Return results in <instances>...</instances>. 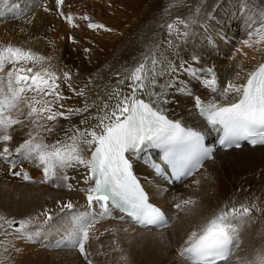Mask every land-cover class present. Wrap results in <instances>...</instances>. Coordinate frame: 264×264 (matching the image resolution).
<instances>
[{"label": "snow or ice", "instance_id": "6c2138e0", "mask_svg": "<svg viewBox=\"0 0 264 264\" xmlns=\"http://www.w3.org/2000/svg\"><path fill=\"white\" fill-rule=\"evenodd\" d=\"M7 3L8 0H0V7ZM176 3L183 4L184 0H176ZM64 4L65 0H55L58 15L70 26L78 27L73 14L66 15L61 10ZM43 9L52 11L47 4ZM80 19L88 22L89 29L112 31L102 23L93 22L86 13ZM190 22V17L177 15L164 26L170 37L181 36L187 35ZM245 32L246 38L239 42L242 47L235 51L244 56L247 53L243 52V47L264 51V10H253L247 16ZM166 43L169 48L174 47L172 39ZM51 61V56L22 45L0 44V161L9 165L11 175L25 181H32V177L24 168V162L33 163L42 171L40 183H51L68 191L76 188L71 182L76 177L70 176L68 170H83L77 184L85 185L79 190L85 193L86 208L73 217L57 246L66 241L86 264H94L86 245L94 238L91 234L101 220L127 221L145 229L170 225L171 218L161 206L152 202L136 174L135 159L151 149H160L161 162L151 160V169L161 175L163 164L171 168L172 180L182 182L193 177L205 161L213 158L214 148L205 145L201 131L185 126L180 120L169 119L165 109L160 107L168 102L165 90L179 78L173 74L183 72L213 93L206 100L194 92L187 94L192 96L195 108L206 124L218 133L217 142L221 147L239 148L241 141L253 146L264 145V62L247 73L244 83L236 82L241 79V72L237 71L235 77L221 88L214 65L197 66L200 61L197 55L176 65L167 59L159 42H150L138 62L125 68L123 74L115 73L116 86L106 100L101 101L96 95V99L89 102L86 89L93 83L92 78L77 89L71 82V71H57ZM166 74L171 79L160 86L159 79ZM63 85L73 96L83 98L81 106L68 107L63 103L72 98L65 95ZM158 87L160 91H156ZM177 91L186 89L182 86ZM229 97L232 101L224 102ZM97 101H101L102 106ZM93 108L97 111L93 112ZM73 116L82 117L79 125L70 124L63 129L62 136L50 144L45 141L46 135L56 131L59 119L70 121ZM14 126L27 128V131L22 142L10 147ZM192 184L199 185L200 180L193 179ZM172 202V207L180 211L190 210L197 203L191 196L180 199L175 195ZM62 207L71 209L73 204L68 201ZM253 210L261 211L255 201L238 205L234 200L226 201L192 227L178 250L179 255L186 264H228L233 248L239 246L242 226L248 222ZM38 215L45 217V221L52 218L47 208ZM36 220V217L16 220L0 215V229L3 230L0 235L6 238L0 240V264H6L10 259L5 254L8 250L3 247L5 243L12 246L15 239L31 238L33 233L29 226ZM105 231L115 233L117 230ZM8 236L12 239L8 240ZM113 243L115 250L122 252L115 239ZM121 260L126 262L127 257L122 255ZM246 264H264V253H258Z\"/></svg>", "mask_w": 264, "mask_h": 264}, {"label": "bare ground", "instance_id": "6f19581e", "mask_svg": "<svg viewBox=\"0 0 264 264\" xmlns=\"http://www.w3.org/2000/svg\"><path fill=\"white\" fill-rule=\"evenodd\" d=\"M14 1L8 0L7 5L0 7V44L22 45L44 56H51V62L57 71H71V82L77 89L84 87L88 84V79L92 78L93 83L86 89L89 102L96 99V95L101 97V101L106 100L116 86L118 78L115 73L123 74L125 68L138 62L150 42H159L167 59L176 65L188 61L192 55L200 57L197 66L214 65L221 88L235 77L237 71L241 72V79L236 82L243 83L247 73L264 61V51H257L255 47H243L247 56L235 51L242 47L239 42L246 38L247 16L253 10H264L263 0H203L198 11L195 9L189 15L179 12L182 18L190 17L191 22L187 27V35L172 37L169 36L167 28L159 29V24L153 23V20L158 19L159 8L164 6L166 0H143L142 3L139 0H65L61 10L66 15L72 13L78 27L70 26L58 15L55 0ZM168 2L173 7L182 5L177 4L176 0ZM44 4L52 11L45 12ZM85 13L93 22L102 23L112 31L89 29L88 22L80 19ZM165 13L161 12L159 15L163 17ZM136 19H139L138 23L140 19L144 22L139 31L134 26ZM123 22L129 23L130 27L122 26ZM149 24L151 34L145 40H138L136 34ZM169 39L173 40L172 48L166 43ZM92 42L93 45L89 46ZM86 48L90 51L85 52ZM80 53L83 56L88 55L87 62L80 59ZM173 75L179 78L171 88L165 90L168 102L160 107L165 109L170 118L204 132L208 144H214V130L199 115L194 100H190L192 96L187 94L194 92L192 87L198 82L183 72ZM170 79V75H164L159 79V85H165ZM182 86L186 91H177ZM62 87L66 96H72L71 99L63 101L66 106L82 105L83 98L73 96L66 85ZM156 91H160V88ZM195 91L205 100L213 95L203 87ZM101 101H97L100 106ZM231 101L232 97H229L224 102ZM92 111L96 112L97 109L93 108ZM81 118L73 116L70 121L59 119L56 131L46 135L45 141L52 143L62 136L64 128L70 124L79 125ZM26 131L27 128L14 126V139L10 147L22 142ZM149 153L154 156V151L149 150L147 154H141L140 158L134 160V170L152 201L161 206L171 218L170 225L145 229L127 221L110 218L101 220L91 234L94 238L86 245L94 264H186L178 250L187 233L226 201L233 200L237 205L255 201L261 211L253 210L248 222L242 226L239 246L233 248L228 264H246L258 253H264V145H243L228 150L216 148L213 158L205 161L193 177L182 182L173 181L172 184L157 176L144 164ZM8 168L9 165L0 161V215L8 219L36 217L37 220L29 226L33 233L31 238L15 239L12 246L5 243L3 247L8 249L5 254L10 257L6 264H86L79 252L67 246L66 241L57 246L73 217L86 208L85 193L79 190L85 185L82 182L77 184L83 170H68L70 176L76 177V180L71 181L76 188L68 191L63 187L56 188L51 183H40L43 179L42 171L33 163L24 162V168L32 181L13 177ZM193 179H199L200 184H192ZM173 195L180 199L191 196L197 203L190 210L180 211L172 207ZM68 201L72 202L73 208L62 207ZM45 208L49 210L51 220L45 221V217L38 215ZM113 228L117 230L115 233L105 231ZM5 239L4 235H0V240ZM7 239L11 240L12 237L8 236ZM114 239L122 252L115 250ZM122 255L127 257L126 262L121 260Z\"/></svg>", "mask_w": 264, "mask_h": 264}, {"label": "rangeland", "instance_id": "374dc122", "mask_svg": "<svg viewBox=\"0 0 264 264\" xmlns=\"http://www.w3.org/2000/svg\"><path fill=\"white\" fill-rule=\"evenodd\" d=\"M16 1V0H15ZM14 1V2H15ZM135 1H137V0H135ZM140 2L139 3H142L143 2V0H139ZM169 0H166L165 2V4H164V6H162L161 7V9L159 8V13L157 14V17H158V19H156V20H153V23L154 24H159L158 26H159V29H163V28H166L164 25H166L167 23H169V22H171L173 19H175V17L177 16V15H181V13L179 14V12H185V15H189L190 13H192L193 12V10H195V9H197V11H198V9L200 8V6H201V4H202V2H203V0H199V2H198V0H197V2L196 1H194V0H186L187 2L186 3H184V4H182V5H180V6H178V7H170V8H167L168 6H169V3L170 2H168ZM264 1V0H263ZM24 4H26V2H24ZM172 4V3H171ZM142 5H145L144 3L142 4ZM142 7V6H141ZM171 9L170 11L168 10L167 11V13H165V16H163V17H161V15H159L161 12H165V9ZM159 15V16H158ZM74 16V15H73ZM183 17V16H182ZM74 18H76L75 16H74ZM75 20V19H74ZM139 20V19H138ZM138 20L136 19L135 20V22H136V24L134 23V26H136V28H138V29H136V30H140V28H142L143 27V24H144V22H142L141 21V19H140V21H139V23H138ZM151 24V23H150ZM150 24H149V26L147 25L146 27H145V29L142 31V32H140L139 34H136V36H137V39L139 40V39H143V40H145L146 39V37H147V35L149 36L151 33H150V29L149 28H151V26H150ZM129 25V26H128ZM122 26H128V27H130V24L129 23H127V22H123V24H122ZM149 34H148V33ZM73 42V41H72ZM72 42H68L69 44H71ZM106 42H109V39H106ZM92 46L93 45V42L92 43H89V46ZM87 49V48H86ZM84 51H85V49H84ZM86 54V53H85ZM82 55V56H81ZM87 56V57H86ZM81 58H83V59H81ZM86 58V59H85ZM80 59L83 61V62H87L86 60L88 59V55L86 54V55H84L83 56V54H81L80 53ZM226 60H229V59H226ZM206 66H211V64H207ZM199 88H202V86L201 85H199V83H197L194 87H192V89L194 90V94H196L197 95V93H196V91H195V89H199ZM203 89L204 90H207V89H205L204 87H203ZM192 92V91H191ZM190 100H193V98L191 97L190 98ZM13 176V175H12ZM13 177H16V176H13Z\"/></svg>", "mask_w": 264, "mask_h": 264}]
</instances>
